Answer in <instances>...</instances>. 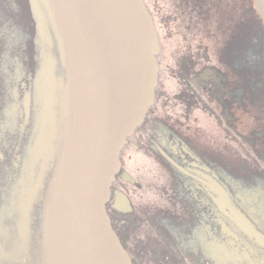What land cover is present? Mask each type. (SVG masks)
<instances>
[{"label": "flooded vegetation", "instance_id": "flooded-vegetation-1", "mask_svg": "<svg viewBox=\"0 0 264 264\" xmlns=\"http://www.w3.org/2000/svg\"><path fill=\"white\" fill-rule=\"evenodd\" d=\"M10 1L14 5V0H0V19L3 21L14 17L8 13ZM18 1L22 4L28 2L33 9L46 52L54 44L58 46L60 60L56 65L60 78L53 79L51 109L44 102L41 114L32 102L30 84L23 79L14 81L12 78V85L10 83L6 87L15 84L17 92L6 116L5 106L11 95L3 99L6 91L0 86V264H49L51 191L60 167L62 133L65 130L64 125L61 128L57 115L64 109L68 128L71 88L64 69V46L55 31L49 1ZM183 1L187 5L194 4L192 14L195 16L188 14V18L194 21L198 17L203 25L206 1ZM151 2L154 12H150L158 35L159 18L167 19L169 23L168 10L174 0ZM163 6L166 13H163ZM22 10L18 11L25 15L24 18L30 17ZM157 10L161 12L159 15ZM185 17L179 13L173 16L172 22L176 24L180 18L184 21ZM44 28L46 31L49 29V39L45 37ZM170 33L173 38L177 36L171 29ZM199 33L193 32V37ZM171 35L164 30L158 38L171 39ZM11 50L10 47L6 49L5 66L9 63L8 57L11 58ZM167 58L172 63L170 51ZM165 70L172 69L166 64ZM164 71L163 75L167 72ZM192 74L188 69L183 77L184 86L188 87H184L178 98L172 97L173 102L167 100L161 108L163 99L159 98L158 102L154 98L143 122L121 149L120 170L111 182L106 203L112 227L133 264H264V245L244 230L211 190L213 186L223 188L232 209L250 223L256 234L264 237V126L251 128L249 132L253 144L249 154V163L252 160L249 176L244 172L242 177L230 172L227 165L219 160L220 151L205 152L199 145L198 136L194 137L185 127V121L193 118L194 123L199 124L197 115L205 114L218 125L216 112L224 116L229 110L235 114L240 112L237 104V92L240 91L231 83L226 85L228 91L224 90L222 96L204 88L197 91L192 84L193 78L186 77ZM260 80V84L250 87L248 99L251 107L264 113V79ZM239 95L242 96L241 93ZM27 98L30 99L28 113L25 107ZM185 102L191 104L190 109L185 110L187 114L183 109ZM203 134L219 136L215 131L214 134L207 131ZM37 138L42 140L43 151L42 159L37 157L36 161L33 154L36 155ZM156 172L164 177L162 185L153 178ZM30 173L35 179L34 185L30 189L23 188L21 178L23 174ZM123 174H128L133 183L124 180ZM23 189L29 190V194L21 196ZM117 194L127 199L119 211L115 207ZM12 244L16 247L10 252L5 246Z\"/></svg>", "mask_w": 264, "mask_h": 264}, {"label": "water", "instance_id": "water-1", "mask_svg": "<svg viewBox=\"0 0 264 264\" xmlns=\"http://www.w3.org/2000/svg\"><path fill=\"white\" fill-rule=\"evenodd\" d=\"M48 1L64 46L73 113L70 144L51 191L49 264H133L106 203L120 170V151L153 105L160 52L155 24L144 0ZM252 3L264 27V0ZM48 66L43 104L49 109L53 61ZM122 177L133 183L128 174ZM211 190L264 245V237L232 209L226 191ZM126 203L125 196L116 195V210Z\"/></svg>", "mask_w": 264, "mask_h": 264}, {"label": "rangeland", "instance_id": "rangeland-1", "mask_svg": "<svg viewBox=\"0 0 264 264\" xmlns=\"http://www.w3.org/2000/svg\"><path fill=\"white\" fill-rule=\"evenodd\" d=\"M205 1L204 9L207 11L203 25L201 21L199 22L198 17L194 21L188 18V14L193 12L194 4L187 5L184 1L182 3V0H174L173 5L170 6L168 10L169 23L167 19L164 21L161 17L159 18L158 35H161L164 30H168L171 35V29V32H174L177 36L173 38L171 35V39L159 38L160 53L157 60L161 69H159L157 75L154 98L158 102L159 98L163 99L161 108L166 105L167 100L173 102L172 97L176 98L184 90V87H188L186 84L184 86L183 83V77L188 69L193 74L186 77L193 78L192 84L197 91L204 88L217 96H222L225 93L224 90L228 91V83H231L240 91L237 92L239 99L237 104L240 105V112L237 111L235 114V112L229 110L227 111L228 114L224 116L213 109L218 116V125L215 121L206 117L205 114L201 117L198 114L199 124L194 123L192 118L185 121V127L189 129L194 137L198 136L199 145L205 152L220 151L219 160H221V164L227 165L226 168L230 169V172L232 171L233 174L240 177L243 175L241 173L244 172L245 175L249 176V165L252 164V160L249 163V154L251 153L250 149L253 148V144L249 139V132L251 128L264 126V117H261L264 116V113L256 107H251L248 99L250 87L252 85L254 87L256 83L260 84L262 82L260 78L264 79V32L254 14L251 0H212L211 3ZM13 3L14 5L10 1L9 5H11L8 8V13L14 14V17H9L8 21L0 19V86H3L6 91L7 98L11 95L5 106L6 116L9 112V105L15 92H17L15 84H13V87L11 86L12 78L15 79L14 81L23 79L30 84L32 102L35 105V110L41 114L40 108L43 106L45 93L44 82L49 68L48 61L54 62V67L51 66L49 76L57 80L60 76L56 62L59 64L60 53H58V46L56 47L55 44L46 52L47 48L43 47L42 33L37 18L35 15L33 16L34 11L29 3L24 2L22 4L18 0H14ZM146 4L152 12V6L154 5L151 0H146ZM22 9L30 17L24 18L25 15L22 16L18 11ZM163 10V13H166V7ZM160 13L157 10L156 14L159 15ZM179 13L180 15H186V17L184 21L180 18V21L174 24L172 18ZM164 17L166 18V16ZM198 30H201V32L199 33ZM43 31L45 37L49 39V29L47 30L49 33L45 28ZM193 32L199 34L193 37ZM8 47L13 52L11 58L8 57L9 63L5 66L3 64ZM169 51L172 63H169L167 58ZM166 64L172 70H165L167 72L163 75ZM10 83L11 85L6 87ZM240 93L242 96L239 95ZM240 100H243V102ZM190 107V102H185L183 109L188 111ZM257 111H259V114ZM63 112L64 109L57 115L61 128H63V125L66 126ZM190 116L193 117V113L190 112ZM68 120L67 132L70 133L73 124V113L68 115ZM205 131L212 134L215 131L219 136L215 134L204 135L203 132ZM64 133H66L65 130ZM70 135L65 138L62 133L64 148L61 150L60 167L66 155L67 140L69 141ZM35 144L37 151L36 155L33 154V157H36L37 161L39 158L42 159V140L37 138ZM30 166H32V163H30ZM60 167L56 173L55 182L59 178ZM33 170H35V167ZM239 170L240 172H238ZM27 177H29V180ZM153 178L158 179V185H160L164 177L161 173L156 172ZM34 182L35 179L32 173L23 174L21 178L23 188L30 189ZM26 189L22 190L21 196L29 194V190ZM15 247V244L5 246L10 252L14 251Z\"/></svg>", "mask_w": 264, "mask_h": 264}, {"label": "bare ground", "instance_id": "bare-ground-1", "mask_svg": "<svg viewBox=\"0 0 264 264\" xmlns=\"http://www.w3.org/2000/svg\"><path fill=\"white\" fill-rule=\"evenodd\" d=\"M67 130H68V128H67V126H65V132H66V133H64V137H65V138H68L69 135H70V133H71V135H72V132H70L69 135H68ZM71 135H70V139H69V141L67 140L68 145L70 144ZM61 150H62V149H61ZM66 153H67V151H66ZM60 154H61V152H60ZM60 163H61V161H60ZM61 166H62V164H61Z\"/></svg>", "mask_w": 264, "mask_h": 264}, {"label": "trees", "instance_id": "trees-1", "mask_svg": "<svg viewBox=\"0 0 264 264\" xmlns=\"http://www.w3.org/2000/svg\"><path fill=\"white\" fill-rule=\"evenodd\" d=\"M253 11H254V10H253ZM254 14H255L256 18L258 19L259 23L261 24V22H260L259 18L257 17L255 11H254ZM261 28H262V30H263V32H264V27L262 26V24H261Z\"/></svg>", "mask_w": 264, "mask_h": 264}]
</instances>
